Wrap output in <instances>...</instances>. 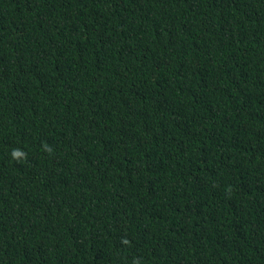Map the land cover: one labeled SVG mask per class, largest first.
<instances>
[{
  "label": "trees",
  "instance_id": "16d2710c",
  "mask_svg": "<svg viewBox=\"0 0 264 264\" xmlns=\"http://www.w3.org/2000/svg\"><path fill=\"white\" fill-rule=\"evenodd\" d=\"M0 264H264V0H0Z\"/></svg>",
  "mask_w": 264,
  "mask_h": 264
}]
</instances>
